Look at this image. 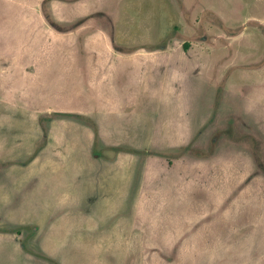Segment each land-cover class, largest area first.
Returning <instances> with one entry per match:
<instances>
[{"label":"rangeland","instance_id":"1","mask_svg":"<svg viewBox=\"0 0 264 264\" xmlns=\"http://www.w3.org/2000/svg\"><path fill=\"white\" fill-rule=\"evenodd\" d=\"M0 264H264V0H0Z\"/></svg>","mask_w":264,"mask_h":264},{"label":"trees","instance_id":"2","mask_svg":"<svg viewBox=\"0 0 264 264\" xmlns=\"http://www.w3.org/2000/svg\"><path fill=\"white\" fill-rule=\"evenodd\" d=\"M187 47V44H184V48H186Z\"/></svg>","mask_w":264,"mask_h":264}]
</instances>
